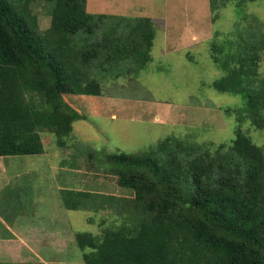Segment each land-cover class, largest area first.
<instances>
[{
  "label": "trees",
  "instance_id": "trees-1",
  "mask_svg": "<svg viewBox=\"0 0 264 264\" xmlns=\"http://www.w3.org/2000/svg\"><path fill=\"white\" fill-rule=\"evenodd\" d=\"M41 1L46 29L34 11ZM41 1L0 0L2 157L45 153L43 131L66 148L87 117L65 96H103L121 68L152 60V18L91 13L88 0ZM253 1L209 0L213 22L230 2L237 15L210 40L223 74L211 86L242 98L225 109L234 136L218 144L168 136L136 154L89 151L130 196L61 190L66 209L115 215L99 234L76 233L81 264H264V143L243 129L264 132V22L247 12Z\"/></svg>",
  "mask_w": 264,
  "mask_h": 264
},
{
  "label": "rangeland",
  "instance_id": "rangeland-1",
  "mask_svg": "<svg viewBox=\"0 0 264 264\" xmlns=\"http://www.w3.org/2000/svg\"><path fill=\"white\" fill-rule=\"evenodd\" d=\"M128 1L135 5L130 16L150 17L155 23L152 60L136 72L132 65L121 68L125 74L106 81L103 96H65L87 117L74 123L66 148L57 145L54 134L43 131L45 153L0 156L5 165L0 171V262H83L76 233L99 234L103 220L110 222L115 215L66 209L61 190L130 196L114 174L92 161L89 151L136 154L168 136L218 144L235 134L236 118L225 109L239 106L242 98L221 94L211 86L223 74L210 58V40L217 33H227L237 21L234 3L213 22L209 0ZM119 7L115 0H90L87 10L116 14ZM34 11L42 29L48 28L43 1ZM247 12L264 22V0L250 2ZM243 129L257 144L264 143L263 131L249 125Z\"/></svg>",
  "mask_w": 264,
  "mask_h": 264
},
{
  "label": "crops",
  "instance_id": "crops-1",
  "mask_svg": "<svg viewBox=\"0 0 264 264\" xmlns=\"http://www.w3.org/2000/svg\"><path fill=\"white\" fill-rule=\"evenodd\" d=\"M115 1H118V4H120V7L119 8H117V15H128V16H130L131 15V13H130V9L132 8V7H134L135 5H132L131 4V2L129 3V1L128 0H115ZM121 2V3H120ZM124 2H126L127 4H123ZM129 4V5H128ZM87 5H88V9L90 8V0H88V3H87ZM95 6V8L97 9V8H99L100 6L99 5H94ZM115 7V6H114ZM99 13V12H98ZM4 167H5V165H4V163L2 164V162L0 161V171H3V169H4ZM6 226H7V228H11V226L10 225H8V224H6ZM14 237H16V234L15 233H12V238H14ZM9 240H12V239H9ZM8 241V240H7ZM1 263H3V262H1Z\"/></svg>",
  "mask_w": 264,
  "mask_h": 264
}]
</instances>
